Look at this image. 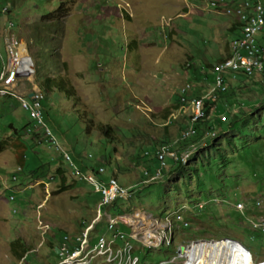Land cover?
Segmentation results:
<instances>
[{
    "label": "rangeland",
    "instance_id": "1",
    "mask_svg": "<svg viewBox=\"0 0 264 264\" xmlns=\"http://www.w3.org/2000/svg\"><path fill=\"white\" fill-rule=\"evenodd\" d=\"M234 15L236 9L227 16L214 11L207 0H0V76L9 64L7 44L14 35L34 61V72L17 79V96L27 98L40 90L37 73L64 76L76 91V98L55 90L43 94L51 135L28 123L32 119L15 93L0 100V264H56L64 232L76 236L84 223L98 218L99 209L109 213V207L99 205L100 180L80 170L87 173L91 165L99 169L107 159L111 164L104 165V179L114 173L125 187L139 185L133 197L123 201L129 202L124 204L126 221H120L123 230L132 231L127 217L137 215L160 226L158 222L164 225L182 212L189 222L176 229L173 246H156L142 253L143 259L168 264L179 246L216 240L236 251L240 264H264V233L249 225L250 219L264 214L255 206L257 198L264 199V77L262 82L232 85L239 86L240 95L231 100L233 107L244 103L247 111L241 120L245 127L224 131L216 109L209 118L216 135L207 136V125L201 124L205 136L193 140L203 146L202 156L188 162L197 172L191 167L186 170L192 172L184 174L168 170L159 181L143 183L148 150L165 143L177 152L182 130L194 116L195 97L210 89L213 71L216 75L217 64L229 56L231 42L240 35L237 29L231 31ZM205 62L212 63L213 71ZM213 86L214 80L211 90ZM77 113L109 126L111 137L88 127ZM106 137L114 144H106ZM213 144L219 146L217 151ZM24 152L32 165H51L39 175L29 173L21 189L14 188L22 181L11 180ZM59 166L65 169L67 184L73 185L67 190H61L59 177L53 176ZM13 191L16 201L11 200ZM207 200L209 204L197 207ZM237 201L246 204L245 212L233 206ZM102 221L107 223V217ZM99 232L95 236L102 234L101 227ZM226 236L259 258L219 240ZM15 239L31 248L21 260L11 249ZM134 244L136 249L144 246L138 240Z\"/></svg>",
    "mask_w": 264,
    "mask_h": 264
},
{
    "label": "bare ground",
    "instance_id": "2",
    "mask_svg": "<svg viewBox=\"0 0 264 264\" xmlns=\"http://www.w3.org/2000/svg\"><path fill=\"white\" fill-rule=\"evenodd\" d=\"M212 2H218V1H212ZM232 10H235V9H232ZM236 14L238 17L235 15L234 16H235L236 22L239 25L240 35L243 31L252 30L253 24L264 25V0H246V6L244 9V12L241 14V9H236ZM239 36L235 37L234 40L230 44L231 49H232L231 55H229L227 58L223 59L222 61H220L217 64V66H216L217 75H221L224 72L232 70L233 68H235L238 65L240 56L243 55V48L237 47L236 39ZM20 51L24 55V57H28V63L31 64V71L29 69H13V61L11 59L10 43L7 44L9 64L0 76V97H8L10 95L13 96V94L15 93L13 88H3V86L6 85L7 82L16 81L20 76H23L20 73H22L24 71H29L30 75L34 72V61L30 57V55L28 54L24 44L20 45ZM245 59H254V66L260 67L257 70H252V73H247V74H255V73L263 74L264 73V48L258 49L256 52H245ZM213 69H214V66L212 68V71H213ZM213 73L215 75V71H213ZM30 75H28V76H30ZM212 83H213V81L210 83L211 87H212ZM228 86H229V83H228ZM211 87L206 92L205 95H207L210 92ZM224 90L226 91L225 79L224 80H215L214 86H213L211 92L209 93V95H207V96L200 95V96L195 97V98H199V99L195 100L196 101L195 102L196 108H195L194 116L192 119V121L194 123L205 116V112L203 110L204 102L206 101V103H207V102H210L211 100L214 101V100L218 99L220 92H223ZM37 93L42 98V101H43V99H44L43 93L40 90H37ZM14 96H17L16 93ZM17 97L19 98L20 101H21V98H26L23 96H17ZM192 98H190V100ZM209 98H211V100H209ZM2 99H4V98H2ZM27 99H31V102L28 101ZM183 101H185V99H183ZM22 105L27 111L30 112V114H31V116L29 114L30 118L32 117L31 119L37 125H40L41 127H43V129H47V134L49 133L51 135V132L49 131V128H47V124L45 123V119H41V118H45L44 117L45 112L43 111L44 109L43 108H36V115L33 112L34 97L31 96V98H29L27 96L26 99H23V102L21 101V106ZM210 109H212V113H214L213 110L216 109V106L211 105ZM226 116L227 115L224 114L222 120L226 121ZM191 118H192V116H191ZM190 125H191V120H190L189 126ZM189 126H187L185 129H187ZM184 131H186V132L184 133ZM184 131L182 132V136L184 133V136H183L184 139H186V138L188 139L191 136H193V132H194L193 127H189L187 130H184ZM195 144H198V143H195ZM200 146L202 147V145H199V149L201 148ZM195 148L197 149V146L193 147V150H191V151L188 150V151H184L183 153H180V152H176V151L172 150L171 148L165 146L162 148V151L160 150L161 152L159 151V153H160L159 159H160V161H167L168 156H171V157L176 156V161L179 160L178 162H182L183 164H186L187 162H189V160L193 156V155H191V157H190L189 154H191L195 150ZM196 151H194V153ZM185 157H187V160L184 163ZM189 157H190V159H189ZM67 158L70 159V157L68 155H67ZM71 158H72V156H71ZM72 161H73V159H72ZM20 169H21V167L19 168V170ZM98 171L101 175H95L94 172L93 173H86L83 171L82 172L84 174H87V175L92 174V175H90V178H92V179L98 178L100 180L101 187L99 190L102 191L103 197L101 198L102 201L100 200L101 203L99 202V205L102 209H105L106 207H108V204H110L111 201H112V205H113L116 202H119L120 200H127L128 198L130 199L131 197H133V194H135L134 193L136 191L135 188L139 187V185L138 186L134 185L131 187H125V186H123V184L120 183L118 178L113 176V175H111L110 178H108V179H104L103 178V174H104V167L103 166H101L98 169ZM162 172H163V166H161L160 168H157L156 170H153V171H147L146 172L147 175L145 176L143 183L148 184L150 182L157 181L158 179L161 178V175L163 174ZM14 180H17V177H14ZM104 182H107V183L104 184ZM112 185L115 188H123L125 191H127V193H125L123 195H117V196H114L112 198V193H113V186ZM260 198L262 199V201H264V199L262 197H260ZM260 198H257L256 200H259ZM16 199H17L16 194L11 196L12 201H16ZM259 201H261V200H259ZM237 202H239V201H237ZM201 203L209 204L210 202L208 203V200L206 202L200 201L198 203L197 207L201 206ZM184 208H187V207L184 206L183 210H184ZM107 210H108V208H107ZM105 213H106V211L102 212V210L99 209L98 213H97V214H99L98 218L97 219L94 218L95 220L92 219L89 222L84 223L82 230L79 232L78 235L71 236V235H68L69 233L65 232V236L66 235L67 236L66 237L61 236V238L59 240L60 245L57 248L59 251V258H61V261H67V262H59V259H58L56 264H142V263H149L147 260L142 258V256H141L142 253H145V255H146L147 252L150 251V249H152L156 246H161V245H166L168 247H170L171 245L173 246L175 239H176L175 234H174L175 232H177L176 229L180 228V226L183 227V226L189 225V222L184 220L185 217H183L182 212L179 213L181 215L180 218H178V215H179L178 214L175 218H173V220H170V219L166 220L167 222L164 225H161L158 222V224L160 226H157V225L150 223L149 222L150 219L148 220L145 217H141V215H137V217H136L137 219L136 218L131 219V218L127 217L128 224H126V225H129L132 228V231L127 232V231H125V229L124 230L122 229V224L120 221H118V216L115 217V216H113V214H106L105 215ZM124 215H126V214H123V216ZM104 216H106L108 219L107 223H104L102 221ZM124 218H126V217H123V219ZM181 220H182V222L179 223V221H181ZM98 223L100 225L99 228L100 227L102 228L103 233L99 237H97V236L94 237L95 234L93 232L98 227L97 226ZM148 223H149V226L152 228V231L156 232V237H157L159 243H156V244L142 243V245H144V246H141L140 248L136 249L134 242H137V240H138L137 238H139L138 235L143 236L148 231ZM250 223L251 222H249V225H250ZM251 225L253 227H255V229L259 233H261V234L264 233V224L258 223L257 227L254 225V223H251ZM92 234H93V242H100L101 238H104V248H96V249L92 250V252H87L83 256H74L73 257L74 247H77L79 244H82L83 240H88L89 238H91ZM113 234H114V240H113ZM69 238H70V245H69ZM219 240L225 241L226 243L231 244L232 246L242 250L241 245H243V244L240 241L233 242V241H228L226 239H219ZM64 247H66V250L64 252H62V248H64ZM177 249H178V251H177L178 255L175 256L173 259L186 256L190 260L191 264H240L241 263V261H237L235 259L234 253L236 251H230L227 246L218 243L216 240L199 241V242L193 244L192 247H188L185 250V252L180 251V246ZM104 250L110 251L111 257L109 254H104ZM122 250H124V252ZM246 251L250 252L248 250H246ZM102 257L104 259L101 260L99 263H97L96 260L98 258H102ZM173 259H171V260H173ZM166 263L167 262H165V260H162L159 262V264H166ZM254 264H256V263H254Z\"/></svg>",
    "mask_w": 264,
    "mask_h": 264
},
{
    "label": "trees",
    "instance_id": "3",
    "mask_svg": "<svg viewBox=\"0 0 264 264\" xmlns=\"http://www.w3.org/2000/svg\"><path fill=\"white\" fill-rule=\"evenodd\" d=\"M237 27H239V25L235 21V25L233 24V27L231 28V31L235 30ZM219 60H222V58L219 59ZM211 64L212 63H210V62H205V67H207L208 69H211L212 68ZM216 75H217V73H216ZM256 75H257V77H254ZM35 76H36L35 77V82L37 83L38 88L40 89V91L44 95L47 96V95H49V93H51L52 91L55 90V91H57L59 93L60 92L64 93L69 98H76L75 88L69 83V80L67 78H65L64 76H50V75L43 76L40 73H37ZM236 76H231L230 78L225 79L226 91L225 92H220L218 99H216L214 101L211 100L210 102H207V103H206V101L204 102L203 110L205 112V116L202 117L201 119H199L198 121H196L195 123L193 121H191V125L189 127H193V130L195 132V133L193 132V136H191L188 139L187 138L184 139L183 136H184V133L186 131L183 133V136H182V133H181V136L179 138V142L177 143V147H178L177 152H179V150H184V151H188L189 150V151H191V150H193V147L197 146V151L195 150L196 152L193 154L191 159L193 157L198 158V156L199 157L202 156L201 148L199 149V147H198L199 145L195 144L196 142L193 139L196 138V137H197V139L198 138H204L205 133H204V131H201V129H200V126H201V124L203 122H205L204 124L207 125L206 126V129H208L207 130V135H210V136L216 135L215 132L212 130L214 125H212L211 122L209 121L210 120L209 119L210 115L214 114V113H212V109H210L211 105L212 106L213 105L216 106L215 114H217V118H218L217 120L220 123V126L222 127V129H224V131H227L229 129L231 130L232 128L245 127L247 125V123H242V121H241L242 120V116L247 113L246 109L242 108V106H244V103H241L239 105V107H237V108L233 107V103H232L231 100L234 97H240V95L238 94L239 91H237V90H239V86L234 88V86L232 87V85H233V83H236V84L246 83L247 81H253L255 79H257L258 82L259 81L262 82V77H264V73L263 74L255 73V74H246V75L245 74H240L239 76H237V77ZM214 83H215V80H214ZM228 83H229V86H228ZM42 104L44 106L43 102H42ZM220 110H221V112H220ZM222 111H224V112H222ZM44 112L46 113V111H44ZM233 113L234 114L236 113V114H235V116H232V119L229 121L228 117H230ZM77 114H78V118L81 121H85L86 120V122H87L86 124L88 125V127L92 126L93 128H95L97 130L98 133L106 134V136L111 137L110 136V133H111L110 130L111 129H110L109 126L103 125L102 123H100L99 125H96L95 121L92 118H88V117L84 118V116L81 113H77ZM220 114H226L227 115L226 116V121L227 120L228 121L226 122V121L222 120L219 117ZM47 115L49 116V113H47ZM44 117L46 118V114L44 115ZM192 119H193V117H192ZM28 123L31 124V125H35L33 120H29ZM38 127L40 128L41 126H38ZM41 130H42V127H41ZM184 130H182V132ZM200 132H201V134H200ZM34 135L38 136L37 133H35ZM108 137H106V144H108V143L109 144L110 143L114 144L113 141L110 142V139H108ZM189 142H191V143H189ZM164 144L165 143H162L161 147H160V145L154 146L151 151L148 150L146 152L145 155L149 156V158H150V159L148 158L149 161H145L146 162V164H145L146 165L145 166L146 169H149L150 171H153L154 169L156 170L157 168L161 167V166H159V162H158V149L160 148V150L162 151V148H163ZM211 147L215 148L216 151L219 149V146H217L215 144H213ZM27 148L30 150V146L29 145H27ZM221 157L224 158V155H223L222 152H221ZM170 159H171V156H168L167 157V161H169ZM159 161H160V159H159ZM77 162L80 163L79 161H77ZM107 163L111 164V160L107 159V161L103 162V165H101V166L104 167V173L106 172V167L105 166H107ZM47 164H48L47 167H45L44 163L41 166L40 165H38V166L37 165H32V163L29 162L28 155L25 154V152H24V154L21 157V164L19 166V167H21V169L20 170H18V169L15 170V173H14V174L17 175V180H19L18 177H20L22 181L17 183V184H15L13 187L14 188L15 187H19L20 188V186H23L25 184L24 180L27 178L29 173H30V175L35 176V175H39V171L41 169H43V168H45V171L48 170V168L50 167L51 164L50 163H47ZM187 164H188V162L186 164H183L182 162H178V161L173 162L172 160H170L169 164H168L169 168L166 171H164V174L168 170H169V173H171L173 171H179L181 174H184L186 172H188V173L192 172L191 170H193V169H195L194 171L197 172L196 171L197 168H196L195 165H191V164L187 165ZM187 167H191V170L190 171L186 170ZM89 170L94 172L95 175H101L99 173V171H98V168H95L92 165L89 166ZM81 171L85 172L82 169H81ZM111 174L116 176V174H114V173H111ZM90 175H92V174H90ZM53 176H58L59 177V179L61 181L60 182L61 190H67V189H69V188H71L73 186L72 184H67V175L65 173V169H63L62 166H59L57 168L56 173L53 174ZM191 176H192V173H191ZM17 180H11V181L12 182H16ZM12 193H13V195L15 194L14 191ZM16 198H17V195H16ZM123 201H125V200H120L119 202H116L115 204H113L111 206H108V207H110L109 208L110 211L113 212L114 214H118V213L119 214H122V213L126 214L127 212L125 210L124 204H127L129 202L126 203V202H123ZM226 237L231 238V239H235V238H232V237H229V236H226ZM235 240H237V239H235ZM11 249H12L13 254L16 256V258L21 260L27 255V253L30 251L31 248L29 246H27V244L24 243L23 241H21L20 239H15V240H13L11 242ZM248 249L256 256V253H254L250 248H248Z\"/></svg>",
    "mask_w": 264,
    "mask_h": 264
},
{
    "label": "built area",
    "instance_id": "4",
    "mask_svg": "<svg viewBox=\"0 0 264 264\" xmlns=\"http://www.w3.org/2000/svg\"><path fill=\"white\" fill-rule=\"evenodd\" d=\"M207 5L218 13H222L227 16H230L231 9H241V14H242L246 6V0H219V2H212L211 0H207ZM12 25L13 24L11 23L10 26ZM262 33H264V25H258V24H253L252 30L243 31L241 35L236 39L237 47L243 48V55L240 56L238 65L232 70L224 72L221 75H214L213 80H224V79L230 78L231 76H236L240 74L246 75L247 73H252V70L259 69L260 67L254 66V59H245V52H256L258 49L264 48V45L259 42V37ZM9 43H10V49H11V59L13 61V69H29L31 71V64L28 63V57H24V55L20 51L21 44L19 40L16 39L14 35H11L9 39ZM16 82L17 80L13 82H7V84L4 85L3 88H13L14 89ZM28 95H31L34 97L33 112L36 115V108H43L42 98L38 95L37 90L32 91ZM223 116L224 114L219 115L221 119H223ZM41 119H45V118H41ZM159 150L160 148L158 149V162H159V166H163V174L161 175V178H163L165 175L164 169L168 167L169 162L159 161ZM170 160H172L173 162H176V156L171 157ZM186 160H187V157H185L184 163L186 162ZM146 171H150V170L148 169ZM87 173H93V172L88 169ZM14 176H17V175L13 174L12 180H14ZM160 179H158V181ZM105 183L107 182H104V184ZM125 193H127V191H125L123 188H115L113 186L112 198L114 196L123 195ZM111 205H112V201L110 202V204H108V206H111ZM233 206L237 210H240L242 212H245V210L247 209V206L243 201L233 203ZM255 206L261 212H264V201L256 200ZM106 214L118 215V221H126L123 219V213L114 214L113 212L109 211V213L106 212L105 215ZM145 215H149V214H145ZM180 222H182V220L179 221V223ZM250 222L264 224V214H261L259 217L250 219ZM82 227L83 226H81L80 231L82 230ZM93 233H100L99 226L94 230ZM62 236H65V232L62 234ZM137 239L139 240V242L145 243V244L159 243L156 237V232L152 231V228L149 226V223H148V231L143 236ZM113 240H114V234H113ZM69 245H70V238H69ZM96 248H104V238H101L100 242H93V234H92L91 238H89L88 240H83L82 244H79L77 247H74L73 257L83 256L87 252H92V250ZM65 250H66V247L62 248V252H64ZM122 251L124 252V250ZM104 254L110 255V251L104 250ZM59 262H67V261H61V258H59ZM180 262H183V264H190V260L183 261V260H180V258L168 260V264H181ZM142 264H153V262L142 263Z\"/></svg>",
    "mask_w": 264,
    "mask_h": 264
},
{
    "label": "water",
    "instance_id": "5",
    "mask_svg": "<svg viewBox=\"0 0 264 264\" xmlns=\"http://www.w3.org/2000/svg\"><path fill=\"white\" fill-rule=\"evenodd\" d=\"M21 75H24V76H28L30 75V72L29 71H24L22 73H20ZM228 241H233V242H237L238 240H235V239H231V238H224ZM187 249V246L186 245H181L180 246V251L181 252H185V250ZM242 250L245 252L246 250L250 251L247 247H245L244 245H242ZM251 252V251H250ZM249 252V253H250ZM252 256H253V259L257 260L259 257H256L252 252H251ZM263 258V257H261Z\"/></svg>",
    "mask_w": 264,
    "mask_h": 264
},
{
    "label": "crops",
    "instance_id": "6",
    "mask_svg": "<svg viewBox=\"0 0 264 264\" xmlns=\"http://www.w3.org/2000/svg\"><path fill=\"white\" fill-rule=\"evenodd\" d=\"M234 25H235V22L233 23ZM237 30H239V27H237L236 28ZM235 29V30H236ZM236 30V31H237ZM259 42L261 43V44H263L264 45V33H262L261 35H260V37H259ZM231 46V45H230ZM231 53H232V49H230L229 50V52H228V55H231ZM223 59V58H222ZM237 76H239V75H237ZM236 76V77H237ZM232 80V79H231ZM28 97L29 98H31V95H28ZM2 98H4V99H6V98H8V97H0V100L2 99ZM23 99H26V98H21V101L23 102ZM29 114H30V112L29 111H27ZM31 115V114H30ZM207 136H209V135H207ZM102 233H103V231H102ZM94 237H95V235H94Z\"/></svg>",
    "mask_w": 264,
    "mask_h": 264
},
{
    "label": "clouds",
    "instance_id": "7",
    "mask_svg": "<svg viewBox=\"0 0 264 264\" xmlns=\"http://www.w3.org/2000/svg\"><path fill=\"white\" fill-rule=\"evenodd\" d=\"M12 24H13V23H12ZM12 26H13V25H12ZM10 96H12V95H10ZM10 96H8V97H10ZM19 101H20V100H19ZM42 102H43V101H42ZM42 105H43V104H42ZM43 109H44V108H43ZM215 134H216V133H215ZM214 136H215V135H214ZM226 238H228V237H226ZM202 241H207V240H202ZM211 241H212V240H211ZM195 242L197 243V242H199V241H195ZM186 246H187V248H188L189 245H186ZM245 247H246V246H245Z\"/></svg>",
    "mask_w": 264,
    "mask_h": 264
}]
</instances>
